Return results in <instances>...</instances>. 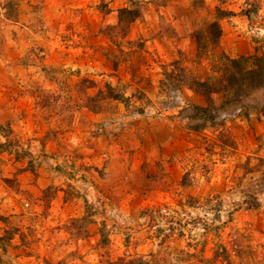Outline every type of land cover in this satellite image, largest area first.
<instances>
[{"label":"rangeland","instance_id":"rangeland-1","mask_svg":"<svg viewBox=\"0 0 264 264\" xmlns=\"http://www.w3.org/2000/svg\"><path fill=\"white\" fill-rule=\"evenodd\" d=\"M262 56L264 0H0V264H264Z\"/></svg>","mask_w":264,"mask_h":264},{"label":"trees","instance_id":"trees-1","mask_svg":"<svg viewBox=\"0 0 264 264\" xmlns=\"http://www.w3.org/2000/svg\"><path fill=\"white\" fill-rule=\"evenodd\" d=\"M249 59L253 63V68L250 67L244 73L241 72V70H239V75L238 76H236V74L232 73V83H235L236 81H238L240 79L241 83L239 82V84H237L238 87L240 88V90L243 91L242 88H244V87H248L250 89V92H245L244 93V94H246V96L247 95L249 96V95H251L253 93V89L252 88H255L256 91H259V90L263 89L262 86L264 85V56H262V57H252V58H243L242 60L247 62ZM225 61H228L230 64H233L234 67L238 66V61H236L235 59L226 58ZM230 77H231V75H230ZM237 77H239L238 80H237ZM196 85L200 89L204 90V89H210L209 87H210V85L212 86V83L210 81H207V82L205 81V82H201V83H196ZM216 89H219V88H216ZM222 89L225 90L224 87H222ZM261 91H263V90H261ZM261 105L262 106H261L260 109L264 110V102H262ZM197 109H199L200 112H203V110H205L204 108H197Z\"/></svg>","mask_w":264,"mask_h":264}]
</instances>
